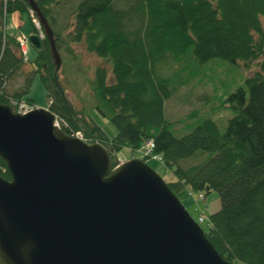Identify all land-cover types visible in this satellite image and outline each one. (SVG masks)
Returning a JSON list of instances; mask_svg holds the SVG:
<instances>
[{"label":"trees","instance_id":"obj_1","mask_svg":"<svg viewBox=\"0 0 264 264\" xmlns=\"http://www.w3.org/2000/svg\"><path fill=\"white\" fill-rule=\"evenodd\" d=\"M77 1L73 10V0H33L58 55L63 51L74 60L71 47L80 44L109 65V73L97 67L90 79L92 105L84 110L71 105L59 80L61 59L55 69L46 39L38 49L30 46L33 60H23L15 42L18 31L7 34L3 21L17 13L35 33L24 0H0V105L11 107L15 101L32 106L27 95L38 77L47 109L62 132L80 133L86 143L100 144L112 165L122 148L138 151L151 141V153L172 175L166 185L174 196L217 194L219 209L208 217L204 232L215 251L233 264H264V0ZM213 59L253 67L219 103L233 116L222 132L207 116L175 137L171 129L178 122L165 120L163 104ZM16 78L19 87L7 92ZM89 108L108 119L113 137L92 121ZM196 153L209 157L181 165ZM0 178L9 180L1 159Z\"/></svg>","mask_w":264,"mask_h":264},{"label":"water","instance_id":"obj_2","mask_svg":"<svg viewBox=\"0 0 264 264\" xmlns=\"http://www.w3.org/2000/svg\"><path fill=\"white\" fill-rule=\"evenodd\" d=\"M48 41L33 0H24ZM36 35L29 44L39 48ZM48 110L0 105V264H233L211 246L162 179L140 160L112 167L98 143L65 135Z\"/></svg>","mask_w":264,"mask_h":264},{"label":"rangeland","instance_id":"obj_3","mask_svg":"<svg viewBox=\"0 0 264 264\" xmlns=\"http://www.w3.org/2000/svg\"><path fill=\"white\" fill-rule=\"evenodd\" d=\"M124 3L125 0H120V4ZM72 4L73 10H75L78 1L73 0ZM68 20H70V18H68ZM3 23L7 34H13L18 31L25 38L32 35L30 24L25 21L23 16L17 13L5 15ZM261 24L264 31V18L261 20ZM71 50L75 57L74 60H70V56L63 51L59 53L61 59L59 80L66 91L67 99L70 101L71 105L76 110H84V108L91 106L93 102L89 82L95 68H105L107 73H109V65L105 64L93 54L84 51L83 46L80 44L73 45ZM34 57V50L27 44L25 59L31 61ZM208 62L200 68L199 75L191 78L186 85L176 88L171 97L163 104V115L165 120L172 123L178 122L175 123L171 129L175 137H181L189 133L192 126L196 123V120L207 116L215 119L219 132H222L226 120L233 115L229 109L221 106V104L219 105V103L238 86H241L245 77L249 75L253 69V67L244 68L241 64H230L217 59ZM107 81L110 82V77H108ZM20 83L21 79L19 78L11 81L7 86V92L10 93L12 90H16ZM27 97L33 100L36 109H47L48 105L45 92L39 83L38 77L32 82ZM88 110L92 121L99 126L108 137H113L115 135V129L108 119L102 118L94 108H89ZM143 157L144 155L141 150L131 151L128 148H122L116 153V158L122 162H127L129 160L142 161ZM208 157V153H196L194 156L182 160L181 165L187 167L199 161L202 162ZM144 164L154 171L163 182L168 183L172 181L173 178L170 171L164 168L160 163L149 158L144 160ZM188 192L191 193V196L188 195ZM179 201L193 220L199 216L203 217L204 223L200 225L203 231L207 228L208 217L219 209V199L217 194L213 191L204 195L203 200L197 199L196 192L187 191L186 197Z\"/></svg>","mask_w":264,"mask_h":264},{"label":"built area","instance_id":"obj_4","mask_svg":"<svg viewBox=\"0 0 264 264\" xmlns=\"http://www.w3.org/2000/svg\"><path fill=\"white\" fill-rule=\"evenodd\" d=\"M17 41L19 43V47H20L21 51L24 52V40L21 37H17ZM27 110H28V108L25 105H23V104L17 105V112L18 113L22 114V113L26 112ZM75 136L80 137L79 134H75ZM152 148H153L152 142L147 141L142 148L143 154L144 155H150ZM153 159L160 161V158L158 156H153ZM198 220L201 221V219H198Z\"/></svg>","mask_w":264,"mask_h":264},{"label":"crops","instance_id":"obj_5","mask_svg":"<svg viewBox=\"0 0 264 264\" xmlns=\"http://www.w3.org/2000/svg\"><path fill=\"white\" fill-rule=\"evenodd\" d=\"M13 14H16V13H13Z\"/></svg>","mask_w":264,"mask_h":264}]
</instances>
